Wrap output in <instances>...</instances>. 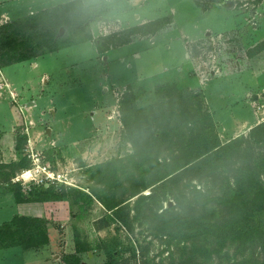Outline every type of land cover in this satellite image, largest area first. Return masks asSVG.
Here are the masks:
<instances>
[{"label": "rangeland", "instance_id": "rangeland-1", "mask_svg": "<svg viewBox=\"0 0 264 264\" xmlns=\"http://www.w3.org/2000/svg\"><path fill=\"white\" fill-rule=\"evenodd\" d=\"M67 1L72 2L0 0V25ZM82 2L86 6L105 2L107 6L110 2L115 11L90 21L94 40L132 28L146 19L170 18L171 23L155 36L135 37L132 43L112 49L109 55L98 54L94 42H86L65 47L33 64L26 62L3 68V77L14 92L7 100V83L0 78V91L4 93L0 96V164L15 157L19 160V156L27 155L28 159L33 149L28 140L21 144L23 154L15 149L16 139L25 137L27 130L17 108L26 111L30 105H36L33 111L36 126L30 135L32 146L44 152V163L62 178L49 186L30 181L11 183L20 185L25 198L31 197L29 192L35 187H53L59 195L63 194V199L22 204L14 203L11 198L0 199V227L21 213L19 216L46 221L50 238L47 246L36 251L0 250V264H65L64 257L75 253L77 243L85 248L79 255L83 264H232L241 259L248 260V264H264V247L260 241L246 249L228 245L221 253H212L207 263H202L197 252L216 251V247L190 244L182 258L177 240L168 241L166 233L162 236L141 217L147 202L140 207L137 201L151 195L161 200L162 194L152 187L131 198L130 194L136 190L132 187L134 182L127 180L120 165L115 164L137 159L120 109L122 97L130 87L132 98L127 108L133 119L138 120L136 127L144 117L154 115L151 108L182 96L173 106L169 122V128L177 125L178 132L174 135L178 134L175 139L178 145L190 135L198 138L197 143L200 138L208 141L217 137L220 147L233 145L224 154L226 161L219 158L226 167L215 169L217 162L198 164L170 178L164 208L175 206L177 199L189 215L225 221L229 218L226 204L224 200L221 205L214 203L217 198L224 194L228 197L231 190L244 191L256 179L264 186V133L252 134L264 124V0ZM126 5L132 11L125 17L127 21L119 25L116 22ZM138 14L137 22L132 15ZM186 109L190 119L199 121L198 125L182 127ZM99 110L113 118L111 128L98 123V117L91 121L92 113L100 114ZM38 117L44 121L42 126L38 125ZM48 130H51L49 135ZM260 138L262 144L257 143ZM52 150L55 151L51 153ZM178 151L177 148L173 153L176 158L182 156V150ZM164 154L169 159L173 155L167 151ZM112 163L116 169L107 172L112 168L108 164ZM114 184L118 186L113 189L117 192L110 197ZM4 185L9 189L11 184ZM122 188L128 193L123 194ZM113 200L117 203L126 200V206L132 209L129 215L128 209L123 213L127 226L106 208L105 204ZM189 253L195 254L194 257Z\"/></svg>", "mask_w": 264, "mask_h": 264}, {"label": "trees", "instance_id": "trees-1", "mask_svg": "<svg viewBox=\"0 0 264 264\" xmlns=\"http://www.w3.org/2000/svg\"><path fill=\"white\" fill-rule=\"evenodd\" d=\"M196 4L200 6L199 2ZM203 10H208V7H203ZM108 11L105 4L85 6L82 0H74L0 25V69L30 62L56 53L65 47L86 42H94L97 53L104 55L112 49L129 45L135 37L155 36L171 23L170 18L158 19L94 40L90 30V21L93 18L108 15ZM61 30L64 31L63 35H60ZM129 88L122 97L120 109L123 115L122 123L137 159L129 158L127 161H118L115 164L120 165L121 172L127 180L131 179L134 182L132 187L136 190L130 194L131 198L141 195L152 187L157 194H162L161 200L151 195L143 196L137 201L139 206L147 202L145 207L140 206L143 207L144 212L137 209L143 212L141 217H144V222H150L151 228H156L162 236L166 233L168 241L177 240L176 246L181 257L190 244L195 247L196 245L216 247V251L201 250V253L197 250L202 263H207L212 253H221L228 245L235 244L238 249H246L255 241H260L264 247V186L257 179L244 191L231 190L228 197L224 194L217 198L216 202L213 200L218 205H221V200H224L226 211L229 214V218L225 221H211L205 215L197 217L189 215L184 211L185 206L177 199H175V206L164 208L163 203L167 202L168 198L166 194L169 191L168 182H172L170 178L179 173L188 172L198 164L206 166L217 162L215 169L226 167L224 164L221 165L219 158L226 161L224 154L233 145L220 147L217 137L215 140L208 139L210 143L200 138L197 143L195 140L198 138H193L192 135L183 144L178 145L175 140L178 139V134L174 135V132H178L177 125L169 128V122L174 112L173 106L178 102L177 100L183 98L182 96L179 99L176 97L172 101L168 100L165 104H159V108H151L154 115L144 117L142 124L136 127L138 120L133 119L134 115L127 108L132 98V91ZM184 114L185 117L180 123L182 127L190 128L192 124L194 126L199 124V121L190 119L188 109L184 111ZM259 132L264 133V124L255 128L252 134ZM26 140V137L16 139L15 149L21 154L24 151V146L21 144H26ZM262 142L261 138L257 141L258 144ZM177 148L179 151L182 150V156L176 158L173 153ZM164 151H167L168 155L173 154L170 159L169 156H164ZM20 157L15 163L0 164V182L11 184L9 190L15 202L22 204L61 201L63 194L59 195L53 187L48 189L35 187L29 192L31 197L25 198L20 185L11 183L18 175L17 173L31 168V161L26 156ZM115 164H108L112 168H108L107 172L115 170ZM4 170L8 172L3 173ZM114 176L115 174L112 173V178ZM115 185L117 184H114L109 191L110 197H114L117 192L114 191L118 188ZM121 192L128 193V190L122 188ZM124 201L117 203L113 200L112 203L105 205L108 210L114 212L122 225L127 226V217L125 218L123 213L128 209L129 215L132 209L126 206L127 201ZM49 242L47 222L39 218L16 215L0 227V250H37L47 246ZM84 250L85 248L77 243L75 253L65 256L64 263L83 264L79 255ZM192 253L189 254L194 257L195 254ZM247 261L241 259L232 264H248ZM191 262L194 261L191 260Z\"/></svg>", "mask_w": 264, "mask_h": 264}, {"label": "crops", "instance_id": "crops-1", "mask_svg": "<svg viewBox=\"0 0 264 264\" xmlns=\"http://www.w3.org/2000/svg\"><path fill=\"white\" fill-rule=\"evenodd\" d=\"M72 1H74V0H72ZM112 1V0H111ZM128 1H130V0H128ZM67 2H70V1H67ZM67 2H65V3H67ZM110 2H107V7H108V10L110 11V12H115V11H113V8H111V6H110V4H109ZM62 4H64V3H62ZM84 4V3H83ZM60 5V4H59ZM85 5V4H84ZM105 5H106V2H105ZM86 6V5H85ZM129 6H127L126 5V7H125V9H124V11L122 12L123 14L120 16L121 18H118V21L116 22L117 24H119V25H121L122 23H123V21L125 20V21H127V18H125L128 14H129V11H132V9H129L128 8ZM143 7V5H141L140 6V8H142ZM51 8H53V7H51ZM139 8V9H140ZM47 9H50V8H46V9H43V10H41V11H44V10H47ZM41 11H38V12H33V11H31V12H29L28 14H26V16H30V15H32V14H35V13H39V12H41ZM127 11H128V13H127ZM108 15H109V13H108ZM26 16H24V17H26ZM132 17H134V19L138 22L139 20H140V15L138 14V15H132ZM136 17V18H135ZM23 18V17H22ZM8 20V19H7ZM156 20H158V19H156ZM10 21H13V20H10ZM9 20H8V22H10ZM152 20L150 19V20H145V21H140L139 22V24H137V25H135V26H140V25H143V24H145V23H147V22H151ZM153 21H155V19L153 20ZM8 22H6V23H8ZM153 41V43H154V39L152 40ZM184 49H186L185 47H184ZM109 53L110 52H107L106 53V55H109ZM54 54V53H53ZM49 55H51V54H49ZM46 56H48V55H46ZM45 57V56H44ZM40 58H42V57H40ZM40 58H38V59H40ZM106 58H107V56H106ZM38 59H35V60H33V62L32 61H30V62H28V63H34V62H36ZM107 60H108V58H107ZM107 63H108V61H106ZM108 69V64H106L105 65V69ZM2 70L3 69H0V78L2 79V81L3 82H6L7 83V89L5 90V88H4V86L2 87L3 89L2 90H5V91H7L6 92V95H5V97H6V99L7 100H9V96L11 95V92L13 91L12 90V87H11V85L5 80V78L3 77V73H2ZM44 80H45V78H43ZM179 79V77H177L176 79H174V81H177ZM131 86V85H130ZM14 92V91H13ZM9 94V95H8ZM4 95V93L2 94V91H0V96H3ZM0 100L2 101V98L0 97ZM0 101V102H1ZM6 101V100H5ZM25 105H27V104H25ZM36 105L35 106H32V105H30V107H28L27 108V110L25 111V109H23V108H17L18 109V111H19V118L20 119H22V120H24L25 121V124H26V132H25V137L27 138V140H28V142H27V144H29V146L30 147H32L33 149H31V151H34V152H36V153H41V154H44V152L42 151V150H37V149H35L34 148V146H32V142H31V140H30V135H31V129L33 128V127H35L36 125H34L33 123H34V119H33V111H34V109H36ZM106 109V108H105ZM13 111V110H12ZM99 112H100V114L98 113V111L97 112H94V113H92V115H91V117H92V119H91V121H96V118L98 117V123H100V124H104L105 126H106V129H108V127H112L114 124L112 123V117L110 116V115H108L107 113H105L104 111L103 112H101V110H99ZM52 113L54 114L55 112H53L52 111ZM44 114V113H43ZM99 114V115H98ZM13 116H14V112H13ZM38 121H39V123H38V125L39 126H42V124L44 123V121H42V119L40 118V117H38ZM110 127V128H111ZM29 128V129H28ZM109 128V129H110ZM12 131H13V128H12ZM51 132V130H48V135H49V133ZM8 135H11L10 134V132H9V134ZM55 150H52L51 151V153H53ZM43 152V153H42ZM54 154H56V152L54 153ZM50 155H52V154H50ZM27 156V155H26ZM5 157L6 158H10V157H13L12 155H10L9 157H7L6 155H5ZM11 162H17V159H16V157L15 158H13V159H11V160H5L4 161V164H9V163H11ZM19 175V174H18ZM14 180V179H13ZM13 182V181H12ZM8 193V194H7ZM11 193H10V191H9V189H6L5 188V185L4 184H2V183H0V199L1 198H7V199H9V198H11V201H15L12 197H11V195H10ZM14 203H16V202H14ZM16 205V204H15ZM22 205H18L17 207H21ZM21 209V208H20ZM21 213H19V215H20ZM22 215V214H21ZM16 216V215H15ZM21 250V249H20ZM23 251V250H22ZM30 251H32V250H30ZM36 251V250H35ZM24 252H27V251H24Z\"/></svg>", "mask_w": 264, "mask_h": 264}, {"label": "built area", "instance_id": "built-area-1", "mask_svg": "<svg viewBox=\"0 0 264 264\" xmlns=\"http://www.w3.org/2000/svg\"><path fill=\"white\" fill-rule=\"evenodd\" d=\"M42 156L41 153L31 151V153L28 154V159L32 164L31 168L27 171H23L22 174L15 177L13 183L18 184L21 183V181H30L36 184L45 183L49 186L54 184L55 181H60L59 179L62 178V176L53 171V168H51L50 165L45 164Z\"/></svg>", "mask_w": 264, "mask_h": 264}, {"label": "water", "instance_id": "water-1", "mask_svg": "<svg viewBox=\"0 0 264 264\" xmlns=\"http://www.w3.org/2000/svg\"><path fill=\"white\" fill-rule=\"evenodd\" d=\"M63 32H64V31H63V30H61V31H60V35H63Z\"/></svg>", "mask_w": 264, "mask_h": 264}]
</instances>
